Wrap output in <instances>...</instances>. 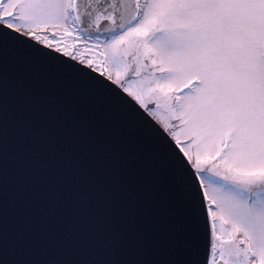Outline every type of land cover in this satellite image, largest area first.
<instances>
[{
	"label": "snow or ice",
	"instance_id": "1",
	"mask_svg": "<svg viewBox=\"0 0 264 264\" xmlns=\"http://www.w3.org/2000/svg\"><path fill=\"white\" fill-rule=\"evenodd\" d=\"M0 264H264V0H0Z\"/></svg>",
	"mask_w": 264,
	"mask_h": 264
}]
</instances>
